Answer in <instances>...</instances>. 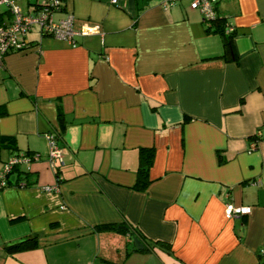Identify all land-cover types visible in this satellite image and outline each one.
I'll return each instance as SVG.
<instances>
[{
  "label": "crops",
  "instance_id": "1",
  "mask_svg": "<svg viewBox=\"0 0 264 264\" xmlns=\"http://www.w3.org/2000/svg\"><path fill=\"white\" fill-rule=\"evenodd\" d=\"M165 1L60 0L54 19L95 32L70 45L32 27L2 57L0 169L38 158L0 187V264H264V0H217L230 58L187 0ZM141 147L153 157L137 189ZM225 203L250 212L226 218ZM27 236L36 247L6 253Z\"/></svg>",
  "mask_w": 264,
  "mask_h": 264
},
{
  "label": "built area",
  "instance_id": "2",
  "mask_svg": "<svg viewBox=\"0 0 264 264\" xmlns=\"http://www.w3.org/2000/svg\"><path fill=\"white\" fill-rule=\"evenodd\" d=\"M111 4H117V0H107ZM178 0H167L162 6L171 5ZM215 0H190V8L197 9L204 22L209 21L214 16L213 5ZM0 5H4L8 10L10 17L0 20V59L2 54L8 49L17 50L26 42L24 34L32 27H37L38 31L43 34L51 35L58 39L66 40L70 45H74L75 37L78 35L91 34L95 32L97 26L75 29L72 24L71 14H66L63 18L54 19V10L59 8L58 0H34V9L31 12L23 11L14 0H0ZM228 29H231L229 26ZM48 154L47 162L51 169L54 168V162L60 160L61 149L56 144L55 134H44ZM36 155L30 157L12 155L0 170V187L6 183V174L9 172L11 165L18 162H27L36 159ZM22 185V182H19ZM51 187H45V191H50ZM250 212L249 206H235L231 203H225L223 213L226 218L241 216Z\"/></svg>",
  "mask_w": 264,
  "mask_h": 264
},
{
  "label": "trees",
  "instance_id": "3",
  "mask_svg": "<svg viewBox=\"0 0 264 264\" xmlns=\"http://www.w3.org/2000/svg\"><path fill=\"white\" fill-rule=\"evenodd\" d=\"M14 1H16V0H14ZM179 1H181V0L176 1V2L172 3L171 5H173V4H175V3L179 2ZM58 2H59V8L57 10H54V12L59 11L60 8H61L60 0H58ZM187 2H188V7L190 8V6H189L190 0H187ZM216 2H217V0H215L214 5H213L214 16L207 22H204L203 19H202V21L205 24V31L206 32H208V33L209 32L210 33H217L220 36L221 42H222L223 56L225 58H230L231 55H232V53H231L232 52L231 51L232 30L227 28L228 25L224 24L223 18H220V17H218L215 14ZM190 9H193V8H190ZM194 10H197V9H194ZM199 14H200V12H199ZM1 17H5L4 20H6V19L8 20L9 19L10 14H9V12H8V10L6 8H5V10L3 12H0V20H1ZM201 18H202V16H201ZM36 29L38 31L37 27H36ZM27 45H28V42H26L21 48H19L17 50H21L23 48L25 49V48H27ZM17 50H14V49L6 50L1 56L0 63H1L2 57L6 53L14 52V51H17ZM19 154H22L23 156H27V157L32 156V153H27V152H20L17 155H19ZM152 157H153V147H141V148H139V150H138V166H137V169H136V178H135V182H134V185H133L134 188L142 189L149 182L148 176H147V171H148L149 165L151 164ZM21 163H24V162H20V164ZM57 173L58 172L55 171L56 177H60V176L57 175ZM24 178L25 177H23V179ZM19 182H22L21 186L27 185V183L24 182L23 180H18V182H17L18 185H19ZM6 184H7V179H6ZM108 228H113V229L120 230L115 223L100 224V225H98L96 227V229H99V230L108 229ZM120 231H122L124 233L126 232V234L129 237L128 238L129 242H131L129 240V239H131V237H136L138 240H139V238H141V236L139 234V231H137L135 228L134 229H130L129 227H125L124 226V229H122ZM139 242H140V240H139ZM34 247H36L35 238L27 236V237L20 238V239L14 241V242L6 244L4 249H5L6 253L12 254V253H15L17 251L32 249ZM130 248H132L134 250L142 251V250H144L145 248H148V247L145 246V245H142L141 249H135L133 247V245H132V247L130 246L129 249Z\"/></svg>",
  "mask_w": 264,
  "mask_h": 264
},
{
  "label": "water",
  "instance_id": "4",
  "mask_svg": "<svg viewBox=\"0 0 264 264\" xmlns=\"http://www.w3.org/2000/svg\"><path fill=\"white\" fill-rule=\"evenodd\" d=\"M120 228L124 229V226H120ZM131 242L135 249L142 248V244L139 242V240L136 237H131Z\"/></svg>",
  "mask_w": 264,
  "mask_h": 264
},
{
  "label": "rangeland",
  "instance_id": "5",
  "mask_svg": "<svg viewBox=\"0 0 264 264\" xmlns=\"http://www.w3.org/2000/svg\"><path fill=\"white\" fill-rule=\"evenodd\" d=\"M0 10H1V8H0ZM47 154H48V150H47ZM32 155H36V157L38 158V156H37V154H32ZM37 158L36 159H33V160H37ZM58 161V160H57ZM57 161H55L54 162V164H56V162ZM48 163V162H47ZM4 164V163H3ZM20 164V162H18V163H14L13 165H11V167H10V170H9V172L6 174V179H7V177H8V175L10 174V172L13 170V168H15L16 166H18ZM2 167H3V165H2ZM1 167V168H2ZM54 167H55V165H54ZM1 170V169H0ZM6 184V183H5ZM21 186V185H20Z\"/></svg>",
  "mask_w": 264,
  "mask_h": 264
}]
</instances>
